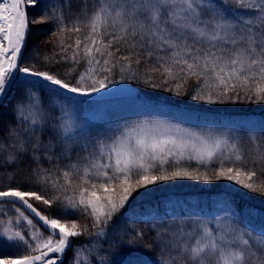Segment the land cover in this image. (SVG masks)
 Segmentation results:
<instances>
[{
    "label": "snow or ice",
    "instance_id": "snow-or-ice-1",
    "mask_svg": "<svg viewBox=\"0 0 264 264\" xmlns=\"http://www.w3.org/2000/svg\"><path fill=\"white\" fill-rule=\"evenodd\" d=\"M40 3L41 17L30 20L28 7ZM39 23L54 26L59 52L44 60L64 65L62 76L21 66L30 25ZM116 73L209 105L264 104V0H78L75 11L72 0H0V99L19 93L12 122L0 125V169L13 170L0 182V264H64L74 238H106L133 194L161 182L225 181L264 196V122L194 130L142 119L97 128L79 116L77 98L118 92ZM242 131L259 151L242 149ZM25 157L35 167L17 178ZM39 205L58 211L45 215ZM221 210L207 222L153 228L155 264H264V233L242 226L230 200ZM143 237L136 232L116 247L130 250ZM94 248L78 247L72 264H85ZM97 255L87 264H118L112 253Z\"/></svg>",
    "mask_w": 264,
    "mask_h": 264
},
{
    "label": "rangeland",
    "instance_id": "rangeland-1",
    "mask_svg": "<svg viewBox=\"0 0 264 264\" xmlns=\"http://www.w3.org/2000/svg\"><path fill=\"white\" fill-rule=\"evenodd\" d=\"M33 6H29L30 11ZM33 13L30 12V19L33 18ZM23 67V66H22ZM32 79L30 77L20 76L21 81ZM116 83L114 87L118 88V92L108 95L111 92V87L104 89L102 93H96L89 97H82L84 103L80 105V117L86 115L87 119L97 128L102 127H116L124 122H134L142 119L152 121H164L173 124H180L184 127H189L194 130H206L214 128L217 130H227V127L232 126L234 122L230 118L208 119L200 117L198 120H185L179 107L175 105L176 95L174 92H165L160 89H149L143 83L136 80L126 79L120 81V76L116 73L113 77ZM133 91L129 93L128 91ZM18 90L13 89L9 92L8 97L3 100L2 108L0 110V118L3 122L0 125L12 122V106L16 100L14 97L18 96ZM71 94L64 93V96ZM188 96V104L194 105L200 101H192L190 95ZM97 97H102L97 99ZM58 103H64L62 99L55 98ZM74 107V106H70ZM47 142V137H44ZM242 147V146H241ZM244 150V148L242 147ZM245 151V150H244ZM67 161L62 160V166ZM193 166H195L193 164ZM261 179V177H259ZM190 195L195 199L196 204L187 207L182 212H174L172 208L162 212L155 206H148L151 202H156L159 199L173 196V195ZM237 198H242L248 202L255 203L264 208V196L258 193H249L245 190L238 189L235 185L225 181H217L212 183H205L203 181L192 180H174L169 182H161L157 185L141 188L133 194L125 208L114 217L111 227L107 231V237H99V244L96 246V255L100 251L109 252L116 256L119 264H155L156 254L149 250L152 241V229L149 221L159 217H164L168 224L183 223L189 220L207 222L214 217L223 215L221 210L222 201L230 200L242 218L243 225L254 229L256 234L264 233V213L261 221H255L254 217L250 216V210L246 207L240 206ZM199 204V205H197ZM83 214V213H81ZM83 222L89 225L91 219L83 214ZM84 224V223H83ZM121 231L127 234L125 237L131 238L135 236L136 232H143L144 237L138 240L137 246L126 252L116 247L119 242L116 235ZM88 236L74 238L72 247L67 250L68 257L64 256V264H72L74 251L81 246L87 247L85 242ZM123 251V254H121ZM66 252V253H67ZM87 257V264L90 257H93L89 251L85 252ZM98 257V255H97Z\"/></svg>",
    "mask_w": 264,
    "mask_h": 264
},
{
    "label": "trees",
    "instance_id": "trees-1",
    "mask_svg": "<svg viewBox=\"0 0 264 264\" xmlns=\"http://www.w3.org/2000/svg\"><path fill=\"white\" fill-rule=\"evenodd\" d=\"M78 4V0H72L73 5V11L76 10ZM28 16L30 19V12L33 14V18L38 19L42 15L43 11V4H36L33 10L30 11V8L27 9ZM31 20V19H30ZM54 26L51 23H39L30 25V31L28 35V46L27 50L24 53V61L22 63V66H34L38 70H49V68L53 69H59L61 76L63 75V71L65 66L64 65H57V64H46L44 58L45 57H53L54 54L59 52V49L57 47V36L53 35ZM56 59H59V56H55ZM190 91V90H189ZM175 105L180 108L181 112L183 114H193L199 117H205L208 119H218V121H221L222 118H230L235 121H252L257 126H259L260 122H264V104H255L250 102H245L243 100L237 102V103H218L215 105H209L206 104L203 101L197 102L194 105L188 104V96L187 95H181L176 97ZM2 107H0L1 110ZM0 118V124L3 122ZM241 135L243 137L241 141V146L244 148L246 153H251L255 149L256 151H259L260 149L256 147V145H253L250 143L247 139V135L242 131ZM42 166L45 168H52L53 164H50L46 160L41 161ZM60 164L62 166V161H60ZM35 167V165L31 162L30 158L25 157L24 160L20 164V168L17 171V178L20 176H23L30 168ZM13 170L11 168L8 169H0V182L7 183L8 182V173L12 172ZM261 179H264V177H261ZM236 202L242 206L246 207L250 210V216L255 218V221H261V217L263 218L264 208L253 204L251 202H248L242 198H237ZM195 199L191 197L190 195H173L169 197H165L162 199L157 200L156 202H151L148 204V206H155L157 209L161 210L162 212L166 211L169 208H172V211L174 212H182L184 208L186 209L189 206L195 205ZM199 205V204H197ZM5 210H7V215L12 216L11 212V205H4L2 206ZM45 215L49 214H56L58 211L56 208H53L51 210H48L43 205L38 206ZM83 214L77 213L74 217L78 222L84 223L86 222V219L83 218ZM0 219H4V217H0ZM83 219L85 222H83ZM164 217L157 216L156 218L149 221V224L151 227L157 226L159 224H168ZM91 223L89 222V225ZM43 231V229H41ZM46 234V233H45ZM125 232L121 231V233L117 234L116 237L118 240L125 237ZM74 241V240H73ZM87 247L86 248H92L93 245L96 246L99 244V237L95 236H88L85 240ZM95 248L90 251L89 253L93 255V257H97ZM5 252H12L15 253V249H5ZM124 251V250H123ZM127 251V250H126ZM125 251V252H126ZM68 253H66V257H68ZM21 254H23L21 252ZM92 257H90L88 260H91ZM119 264V263H118Z\"/></svg>",
    "mask_w": 264,
    "mask_h": 264
},
{
    "label": "water",
    "instance_id": "water-1",
    "mask_svg": "<svg viewBox=\"0 0 264 264\" xmlns=\"http://www.w3.org/2000/svg\"><path fill=\"white\" fill-rule=\"evenodd\" d=\"M20 76H23V75H20ZM3 100H4V99H0V103H2V102H3ZM26 214H27V213H26Z\"/></svg>",
    "mask_w": 264,
    "mask_h": 264
}]
</instances>
